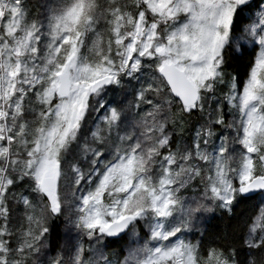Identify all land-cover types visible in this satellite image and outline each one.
Here are the masks:
<instances>
[{
  "label": "snow or ice",
  "instance_id": "1",
  "mask_svg": "<svg viewBox=\"0 0 264 264\" xmlns=\"http://www.w3.org/2000/svg\"><path fill=\"white\" fill-rule=\"evenodd\" d=\"M0 264H264V0H0Z\"/></svg>",
  "mask_w": 264,
  "mask_h": 264
}]
</instances>
